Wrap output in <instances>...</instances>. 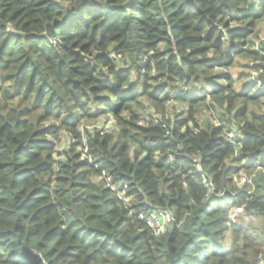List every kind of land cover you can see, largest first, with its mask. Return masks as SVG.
I'll use <instances>...</instances> for the list:
<instances>
[{
  "label": "trees",
  "instance_id": "trees-1",
  "mask_svg": "<svg viewBox=\"0 0 264 264\" xmlns=\"http://www.w3.org/2000/svg\"><path fill=\"white\" fill-rule=\"evenodd\" d=\"M123 4L0 0V264H257L264 48L251 42L264 0H135L114 9ZM235 58L245 61L239 73ZM145 102L161 117L138 111ZM169 103L171 120L163 118ZM109 118L116 124L103 137L88 131ZM65 131L69 147L59 149ZM193 159L222 196L210 194ZM103 173L125 185L127 204ZM240 173L251 184L238 189ZM237 207L260 220L259 231L229 223ZM159 212L174 222L155 236L139 216Z\"/></svg>",
  "mask_w": 264,
  "mask_h": 264
},
{
  "label": "built area",
  "instance_id": "built-area-1",
  "mask_svg": "<svg viewBox=\"0 0 264 264\" xmlns=\"http://www.w3.org/2000/svg\"><path fill=\"white\" fill-rule=\"evenodd\" d=\"M251 81L256 83L257 87L260 88L261 85L259 83V80L255 79V76H253L251 78ZM101 125H104V123L101 122ZM95 129H97V130H99L101 132L104 130L102 127H99V129L98 128H95ZM192 162L195 163L197 172L202 175L203 184L209 189L210 194L211 195L215 194L217 196H222V195H219V194L215 193V190L213 188L212 183H210L204 177V175L201 173L200 168L197 167V165H198L197 164L198 163L197 160L193 159ZM237 177L236 178H237L238 181H235L236 182V184H235L236 188L241 189V188H243V186L251 184L250 183V179L245 174L240 173ZM102 178L106 182L107 187L113 193H115L121 200L128 201V198H125V190H126L125 185H121V186L119 185L118 186L116 184H113L111 182V179L104 173L102 174ZM241 209L242 208H238L237 207V208H234V209H232L230 211L229 216H228L229 223H236V221L238 220L240 215L243 214V211H241ZM139 220L144 221L145 224L150 228V230L152 231V233L155 236H158V235L162 234L164 232L166 226L168 224H171V223L174 222L173 217L170 214L165 213V212H159L158 214H154L153 216L146 217V218H144L142 215H140L139 216ZM257 264H264V251L259 255Z\"/></svg>",
  "mask_w": 264,
  "mask_h": 264
},
{
  "label": "clouds",
  "instance_id": "clouds-1",
  "mask_svg": "<svg viewBox=\"0 0 264 264\" xmlns=\"http://www.w3.org/2000/svg\"><path fill=\"white\" fill-rule=\"evenodd\" d=\"M126 2H127V0H121V3H126ZM53 19H58V17H53ZM18 30L19 29H17V31ZM33 30H35V29H33ZM153 51H155V50H153ZM134 79H135V75L133 76V80ZM177 83H180L181 84V87H185V85L183 84V82H178L177 81ZM128 86H129V84L128 83H125V84L122 85V88H125L126 89ZM189 86H190V84H189ZM170 87H171V85H170ZM235 87L238 88L239 85H236ZM92 95H93L92 93H89V96H92ZM103 95H109V93L105 92V93H103ZM224 106L225 107L227 106V103L226 102H225V105ZM133 107H135V106H133ZM183 107H185V106L177 104L175 106V112H177V113L181 112V110H182ZM201 107H203V106L201 105ZM172 109H173V105L171 103H169L166 106V110L164 112V117H163L164 119L171 120L173 118V111H172ZM138 111H144V112L151 113L152 115L156 116L157 118H160L161 117V113L158 112L155 107L151 106L147 102H145L144 103V106L142 108L138 109ZM122 115L125 116V118H130L129 115H128V112H124V113H122ZM185 115H187V113H185ZM213 122L215 123V121H213ZM46 123L47 124H52V123H57V121H53V120L49 119L48 121H46ZM139 123H142V122H139ZM115 124H116L115 120H111L109 123L103 125V129L104 130L100 133L101 137H103L107 132H109L110 130H112L114 128ZM86 126L88 128V131L89 132H92L93 128H99L102 125H101V121H96V122H94L92 124H87ZM188 126L189 127L192 126L191 125V121L189 122V125ZM201 127H203V125H201ZM115 130L116 131H119V128L116 127ZM181 131H183V129H181ZM193 131L196 132V131H198V129L193 128ZM81 133L83 134V129H81ZM167 134L170 135L171 133L169 132ZM69 135L70 134L67 133L66 131L63 132V137L64 138H62L61 141H60L59 149H67L69 147V145L67 143V139L69 138ZM82 138L85 140V144L83 146V151L84 152H87L88 151L87 138L86 137H83V135H82ZM131 146H132V148H135L136 147V144L135 143H132ZM76 151L77 152L81 151V148L78 147L76 149ZM52 155H53V158L54 159H58V160L63 161L65 163L68 162V156H65V155L57 156L55 153H53ZM68 155H72V153H69ZM143 155H147V153H142V156ZM172 158L173 157H170V159H172ZM80 159H84V156H81ZM88 159L91 160L92 157H89ZM197 159H199V157H197ZM197 167H199V165H197ZM218 194L219 195H222L223 193L221 192V193H218ZM127 203H128V201H125V204H127ZM241 211H243V209H241ZM41 235H43V233H41ZM54 244H55V242H53V244H50L49 247L54 246ZM42 259H43V256H42ZM43 264H48V261L47 260H44Z\"/></svg>",
  "mask_w": 264,
  "mask_h": 264
},
{
  "label": "rangeland",
  "instance_id": "rangeland-1",
  "mask_svg": "<svg viewBox=\"0 0 264 264\" xmlns=\"http://www.w3.org/2000/svg\"><path fill=\"white\" fill-rule=\"evenodd\" d=\"M69 2H71L72 0H68ZM68 3V2H67ZM234 27V26H233ZM256 31H257V33H256ZM256 33V34H255ZM254 34H255V36H256V38H254V39H252V42L251 43H253V46H252V49L253 50H255V51H257L258 53H259V51H261V49L262 48H264V25H262V26H257L256 27V30L254 31ZM254 37V36H253ZM234 65H233V67H234V70L237 72V73H239L238 71H242V68H241V66L242 65H244V63H245V61L244 60H242V59H239V58H235L234 59ZM239 65H240V67H239ZM225 73H227L226 71H225ZM228 74V73H227ZM236 76V75H235ZM237 77H238V74H237ZM250 81V80H249ZM252 82V81H251ZM247 83V81H245V80H243L242 82H241V86H244L245 84ZM198 95H203V92L202 91H199L198 92ZM112 120V118H109V122ZM100 121V120H99ZM105 124H107V123H104V125ZM102 128H103V125L101 126ZM82 129V128H81ZM93 129H95V128H93ZM99 129V128H98ZM62 138H64L63 137V135H61V137H60V141H61V139ZM69 138H70V136H69ZM68 138V139H69ZM84 154H86L85 152H84ZM237 177V176H236ZM235 177V178H236ZM234 178V184H236V182L235 181H238L237 180V178L235 179ZM239 220H243V222L244 223H247L248 225H251L252 227H255V228H258V231H259V228H260V226H261V224H260V220L259 219H249V218H244V216H243V214H241L240 215V217L238 218V220L237 221H239ZM236 221V222H237ZM224 245L226 246V247H229V245H230V240L228 239V237L225 239V243H224Z\"/></svg>",
  "mask_w": 264,
  "mask_h": 264
},
{
  "label": "water",
  "instance_id": "water-1",
  "mask_svg": "<svg viewBox=\"0 0 264 264\" xmlns=\"http://www.w3.org/2000/svg\"><path fill=\"white\" fill-rule=\"evenodd\" d=\"M134 1L135 0H127L126 3H124L123 5H121L119 7H115L114 9H116V10H128L132 6V4H133ZM104 7L106 9H113V8L107 7L106 5H104Z\"/></svg>",
  "mask_w": 264,
  "mask_h": 264
}]
</instances>
